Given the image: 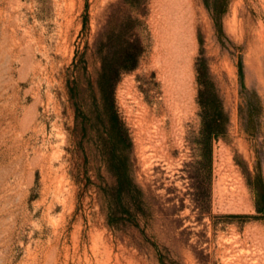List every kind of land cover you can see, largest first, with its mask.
<instances>
[{"label": "rangeland", "instance_id": "rangeland-1", "mask_svg": "<svg viewBox=\"0 0 264 264\" xmlns=\"http://www.w3.org/2000/svg\"><path fill=\"white\" fill-rule=\"evenodd\" d=\"M0 264H264V0H0Z\"/></svg>", "mask_w": 264, "mask_h": 264}, {"label": "trees", "instance_id": "trees-1", "mask_svg": "<svg viewBox=\"0 0 264 264\" xmlns=\"http://www.w3.org/2000/svg\"><path fill=\"white\" fill-rule=\"evenodd\" d=\"M108 92V90H107ZM113 92V90H112ZM102 93L105 95L106 92L105 90L102 88ZM113 94V93H112ZM206 109V108H205ZM216 115H212L210 114L209 115V112L206 113V115L204 116V130H203V135L210 139L212 137H220L221 135H223L225 132H224V117H223V114H222V111L221 109H217ZM115 120H119V117L118 115L116 114L115 116ZM261 212V210H260Z\"/></svg>", "mask_w": 264, "mask_h": 264}, {"label": "bare ground", "instance_id": "bare-ground-1", "mask_svg": "<svg viewBox=\"0 0 264 264\" xmlns=\"http://www.w3.org/2000/svg\"><path fill=\"white\" fill-rule=\"evenodd\" d=\"M177 58V57H176ZM187 65V63H186ZM186 67V66H185ZM170 70L166 69V79L168 80V83L170 82V87L174 86L176 83L175 87H171L170 88V96H173V100L175 101V104H177L179 106V104L182 102L183 100V96L185 97L188 93L187 91V87L186 84L184 82V77L181 74V72H173L171 70V67L169 66ZM165 77V76H164ZM186 90V91H185ZM190 94V93H189ZM188 98V97H187ZM191 98V97H190ZM189 99V98H188ZM188 103V102H187ZM173 105V104H172ZM173 111H177V110H173ZM181 111V110H180ZM173 113V112H172ZM179 115V114H178ZM176 116V115H175ZM180 119V118H179ZM177 120V119H176ZM175 120V121H176ZM180 123V122H179ZM176 124V123H175ZM173 125V122H172ZM179 126L177 125V128ZM173 128V127H172ZM179 129V128H178ZM175 130V129H174ZM179 132V131H178ZM160 135V134H159Z\"/></svg>", "mask_w": 264, "mask_h": 264}]
</instances>
